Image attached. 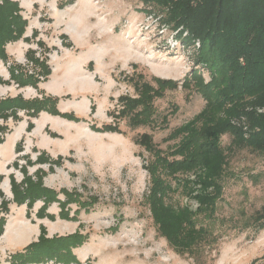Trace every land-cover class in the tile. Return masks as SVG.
Wrapping results in <instances>:
<instances>
[{"label": "rangeland", "instance_id": "rangeland-1", "mask_svg": "<svg viewBox=\"0 0 264 264\" xmlns=\"http://www.w3.org/2000/svg\"><path fill=\"white\" fill-rule=\"evenodd\" d=\"M16 1L28 19L24 38L29 41L8 44L9 62L0 59V79L6 82L0 85V98L58 97L60 112L72 113L80 121L43 112L27 131L29 117L21 112L19 122H8L11 131L0 144V209L3 202L12 205L0 237V264H10L12 252L36 242L41 231L48 239L77 232L88 237L73 249L75 257L66 255V260L75 258L77 263L59 256L62 262L47 264H264V229L252 219L264 208V153L239 145L230 132L221 138L226 165L215 215L194 216L196 227L207 230L199 241L183 251L174 249L158 233L147 202L152 188L147 167L154 156L136 140L148 133L161 156L179 160L171 152L182 136L173 134L208 106L203 86L217 88L220 71L227 72L221 61L196 63L197 47H184L157 13H149L143 0ZM29 50L47 59L49 79L39 89L7 84L12 64L33 73ZM140 73L156 87L153 78L174 85H166L164 97L155 100L154 125L133 129L127 117L115 119L109 112L120 108L119 97L138 96L130 77ZM165 116L167 123H162ZM222 116L216 115L214 121ZM107 123H119L123 133L92 127ZM202 123L196 122L197 130ZM163 175L170 182L165 205L195 212L198 203L184 187L195 173ZM39 181L59 194L61 202L67 200L65 192L70 199L63 207L58 201L50 203L42 216L38 213L45 200H36L27 217V204L15 203L14 194Z\"/></svg>", "mask_w": 264, "mask_h": 264}, {"label": "trees", "instance_id": "trees-1", "mask_svg": "<svg viewBox=\"0 0 264 264\" xmlns=\"http://www.w3.org/2000/svg\"><path fill=\"white\" fill-rule=\"evenodd\" d=\"M149 13L158 16L163 25L176 32L184 47H197L196 63L213 65L221 61V67L226 68V74L220 71L217 88L206 90L208 106L194 120L178 128L173 137L182 136L177 148L171 152L174 158L161 156L162 152L154 145L152 135L143 133L137 144L153 154L154 158L147 169L152 178V188L147 196V202L153 222L158 233L170 245L179 251L188 249L189 245L200 240L207 230L198 226L195 215L203 213L214 216L219 199L223 196V186L220 181L224 175L226 157L222 151L221 138L230 132L237 138L238 144H248L264 153V0H143ZM28 19L22 15V8L16 0H0V59L9 62L7 46L24 38ZM36 34V33H35ZM29 41L28 38H24ZM44 44L41 42L40 46ZM198 45V46H197ZM206 52L211 54L206 56ZM33 63L34 70L12 64L10 68L11 81L18 87L32 86L39 89L41 82L47 81L52 73L47 63L35 56L33 50L27 53ZM130 77L135 86L137 97L121 96L118 98L120 108L109 112L115 119L128 118V125L135 129L141 126H152L155 123V100L164 97L166 85L173 84L171 80L153 78V82L145 79L143 74ZM143 78H140L142 77ZM0 79V85L5 84ZM60 98L42 95V97L0 98V144L11 131L8 122H19L21 112L29 117L27 131L34 127L33 119L40 113L47 112L61 116L70 121H80L72 113H62L58 109ZM94 107V106H93ZM94 110V108H93ZM224 114L218 122L214 117ZM203 121L201 130H197L196 122ZM162 123H167L166 116ZM196 125V126H195ZM99 132L123 133L119 123L104 124L101 127L92 126ZM22 142V141H21ZM21 142L18 144L20 145ZM17 151H20L17 147ZM41 157L38 158V161ZM183 171H193L195 179L186 180L185 189L191 198L198 203L195 212L189 209L176 210L165 205V197L170 188L164 173L173 176ZM30 182V180H28ZM29 182L26 184L29 186ZM23 192H15L14 202L18 205L27 204V217H31V209L36 200L44 199L45 204L38 213L42 216L47 205L58 201L62 207L69 202V194L65 192V202H61L53 190L43 187L41 181ZM34 189V190H33ZM44 193V195H42ZM86 203V202H85ZM84 203V204H85ZM8 202H3L0 214V237L4 233L6 217L10 213ZM63 211V210H62ZM52 217V216H51ZM253 224L259 230L264 229V208L253 217ZM36 242H32L22 250L12 252L10 264H47L55 260L60 263V257L66 260V255L75 257L73 249L87 241V236L79 232L66 236L46 238L44 232ZM197 235H199L197 237ZM71 261V262H70Z\"/></svg>", "mask_w": 264, "mask_h": 264}, {"label": "crops", "instance_id": "crops-1", "mask_svg": "<svg viewBox=\"0 0 264 264\" xmlns=\"http://www.w3.org/2000/svg\"><path fill=\"white\" fill-rule=\"evenodd\" d=\"M9 45H10V44H9ZM9 45L7 46V50H8ZM42 113H43V112H42ZM13 134L15 135V133H13ZM13 134H12V137H11L12 140L15 138ZM20 134H22V132L19 133V135H20ZM12 143H13V142H12ZM11 205H12V204H10V206H9V207H10V213H11ZM8 216H9V215H8Z\"/></svg>", "mask_w": 264, "mask_h": 264}]
</instances>
